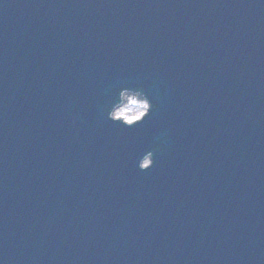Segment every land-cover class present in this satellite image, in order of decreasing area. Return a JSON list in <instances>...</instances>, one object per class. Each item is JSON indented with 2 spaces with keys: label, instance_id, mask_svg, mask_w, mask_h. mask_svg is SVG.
I'll return each instance as SVG.
<instances>
[{
  "label": "water",
  "instance_id": "95a60500",
  "mask_svg": "<svg viewBox=\"0 0 264 264\" xmlns=\"http://www.w3.org/2000/svg\"><path fill=\"white\" fill-rule=\"evenodd\" d=\"M0 264H264V0H0Z\"/></svg>",
  "mask_w": 264,
  "mask_h": 264
},
{
  "label": "clouds",
  "instance_id": "9594fccd",
  "mask_svg": "<svg viewBox=\"0 0 264 264\" xmlns=\"http://www.w3.org/2000/svg\"><path fill=\"white\" fill-rule=\"evenodd\" d=\"M152 107L151 99L142 89L124 87L118 90L116 99L107 111V118L114 124L133 128L151 115ZM154 166L155 156L152 151H147L138 161V168L142 172Z\"/></svg>",
  "mask_w": 264,
  "mask_h": 264
}]
</instances>
